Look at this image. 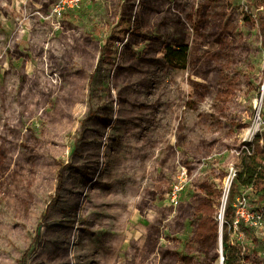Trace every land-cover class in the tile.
<instances>
[{"label": "rangeland", "instance_id": "obj_1", "mask_svg": "<svg viewBox=\"0 0 264 264\" xmlns=\"http://www.w3.org/2000/svg\"><path fill=\"white\" fill-rule=\"evenodd\" d=\"M57 2L0 0V264H222L228 208L264 264V209L230 196L264 134V0Z\"/></svg>", "mask_w": 264, "mask_h": 264}, {"label": "trees", "instance_id": "obj_2", "mask_svg": "<svg viewBox=\"0 0 264 264\" xmlns=\"http://www.w3.org/2000/svg\"><path fill=\"white\" fill-rule=\"evenodd\" d=\"M261 7H264L263 3H261ZM257 18L259 20V34L264 45V14H260ZM187 54L186 47L179 49L171 47L166 51V57L172 64L176 63L178 59L185 62L187 60ZM261 141H263V145H261ZM246 148L251 151V154L247 153ZM246 148L240 153V170L236 173L233 179L230 196L235 195L239 190L244 189L246 191L249 188H253L255 191L253 197L255 198L256 203L259 205V208L264 209V134L257 133L252 142L248 144ZM234 220L235 219L230 215V210L228 208L225 215V225L223 230L224 264H240L238 255L229 242L230 235L228 227L233 224ZM243 224L244 222L240 221L237 226L238 229H241Z\"/></svg>", "mask_w": 264, "mask_h": 264}, {"label": "built area", "instance_id": "obj_3", "mask_svg": "<svg viewBox=\"0 0 264 264\" xmlns=\"http://www.w3.org/2000/svg\"><path fill=\"white\" fill-rule=\"evenodd\" d=\"M91 0H58L57 4H56V12H58L59 14L65 13V12H69L71 10H76L78 8H80L82 5H84L85 3L89 2ZM247 153L251 154V151L246 148ZM236 173L234 174L235 177ZM234 179V178H233ZM247 193L249 194H254L255 191L253 188H249L248 190H246ZM177 193V191H175ZM176 193H174V199L176 198ZM244 202L247 201L246 197L243 198ZM246 203H244L243 208H245ZM248 218L250 219V215L248 216ZM249 219L245 218V214L243 213L241 217H237L235 219V221L233 222L234 226H238V223L240 221H243L245 223L249 222ZM252 221L250 222L251 226L252 225H256V219H254V216H252Z\"/></svg>", "mask_w": 264, "mask_h": 264}, {"label": "water", "instance_id": "obj_4", "mask_svg": "<svg viewBox=\"0 0 264 264\" xmlns=\"http://www.w3.org/2000/svg\"><path fill=\"white\" fill-rule=\"evenodd\" d=\"M223 261H224V259L222 258V264H223Z\"/></svg>", "mask_w": 264, "mask_h": 264}]
</instances>
